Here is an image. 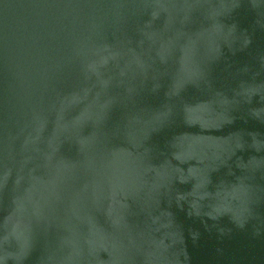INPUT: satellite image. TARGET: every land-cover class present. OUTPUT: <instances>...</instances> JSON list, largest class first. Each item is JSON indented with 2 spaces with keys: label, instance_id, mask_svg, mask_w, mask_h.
Here are the masks:
<instances>
[{
  "label": "water",
  "instance_id": "1",
  "mask_svg": "<svg viewBox=\"0 0 264 264\" xmlns=\"http://www.w3.org/2000/svg\"><path fill=\"white\" fill-rule=\"evenodd\" d=\"M0 264H264V0H0Z\"/></svg>",
  "mask_w": 264,
  "mask_h": 264
}]
</instances>
